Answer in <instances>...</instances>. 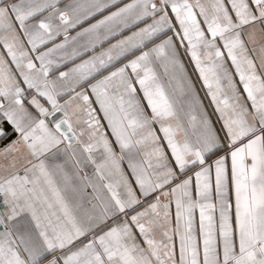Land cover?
<instances>
[{
    "label": "snow or ice",
    "instance_id": "1",
    "mask_svg": "<svg viewBox=\"0 0 264 264\" xmlns=\"http://www.w3.org/2000/svg\"><path fill=\"white\" fill-rule=\"evenodd\" d=\"M0 264H264V0H0Z\"/></svg>",
    "mask_w": 264,
    "mask_h": 264
}]
</instances>
